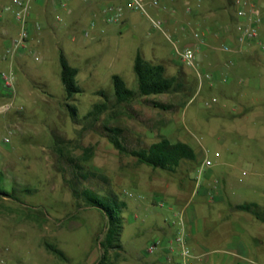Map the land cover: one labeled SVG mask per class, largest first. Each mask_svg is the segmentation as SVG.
<instances>
[{
    "label": "rangeland",
    "instance_id": "374dc122",
    "mask_svg": "<svg viewBox=\"0 0 264 264\" xmlns=\"http://www.w3.org/2000/svg\"><path fill=\"white\" fill-rule=\"evenodd\" d=\"M207 1L206 9L231 4L234 10L232 0ZM4 3L0 1V5ZM124 10V16L129 13L140 27L139 32L127 28L120 35L115 29L120 22L107 23L112 28L109 35L90 38L84 35L86 30L92 32L87 18L76 28H45L47 39L29 44L38 46L40 60L28 54L6 59L8 44L0 29V73L12 70L15 78L11 89L0 79V106L8 107L0 111V188L12 194H0V264H96L103 252L100 241L108 219L102 210L86 203L85 188L114 193L126 203L122 248L110 251L111 262L155 264V254L148 252V246L156 237L165 236L161 228L166 229L170 219L179 221V215L173 219L169 210L170 205L177 206L173 194L167 192L168 183L170 190L181 186L189 178L190 163L183 160L176 171L141 163L112 142L111 129L116 128L129 149L147 148L167 137L191 143L197 150L205 145L214 164L219 152L220 162L225 163L216 175L221 178L227 174L232 187L227 185L224 201L202 203L206 208L202 217L208 218L205 224L211 227L199 234L208 241L207 264H227L218 258H234L224 250L223 235L251 242L253 257L264 264L262 223L250 221L254 218L250 213L231 207L234 202L264 204V120L250 116L210 118L218 113L215 86L199 89L196 72L181 63L171 41L139 11L130 6ZM169 10L171 27L194 22L198 14L178 5ZM152 13L155 15V9ZM62 51L79 69L77 82L83 88L71 97L61 80ZM139 51L146 59L163 63L167 75L183 74L189 90L118 102L112 75L120 74L128 87L137 89L134 60ZM68 103L76 107L75 117ZM96 104H103V111L97 117L87 115ZM248 159L254 160L253 172L243 175ZM188 183L192 193L197 185L196 170ZM198 199L194 195L191 200L195 204ZM253 235L258 236L257 241ZM49 245L63 250L67 259L55 254ZM189 246L195 253L204 252L194 243ZM176 250L181 261L177 246ZM195 262L206 264L199 258Z\"/></svg>",
    "mask_w": 264,
    "mask_h": 264
},
{
    "label": "crops",
    "instance_id": "0c3cea01",
    "mask_svg": "<svg viewBox=\"0 0 264 264\" xmlns=\"http://www.w3.org/2000/svg\"><path fill=\"white\" fill-rule=\"evenodd\" d=\"M1 1V0H0ZM13 0H2V2H12ZM73 5L63 2L61 0H35L32 5L30 15V31L31 38L29 44L37 43L47 39L43 35L45 28L49 29H60L63 27L73 26L76 28L79 24L87 18L90 21L92 32L85 31L84 35L90 38H103L111 32L112 28L109 27V22L106 21L104 16V9L110 2H117L123 4L129 8V0H68ZM207 0H162L163 4L168 6H192L194 11H197L195 21H191V28L186 29V37L189 39L193 38V30L198 29L204 38L201 43L200 49L198 50V57L200 61V69L204 76L199 79V89H206L209 86H215L217 92L218 106L216 107L218 113L210 115V118H236V117H252L253 120H264V51L257 46H240L235 41V28L234 22L236 16L231 6H220V8H207L204 7ZM63 4V5H62ZM264 6V3H261ZM131 12L132 10L129 9ZM170 10H164L162 8L155 7V15L166 19H171L172 15ZM129 13L124 16L125 18L120 21L119 28H115L119 31L120 35L127 28L134 29L139 32L140 27L129 18ZM227 20V21H226ZM171 21V20H170ZM85 22V21H84ZM232 23V31L226 32V27H220L219 23ZM108 23V24H107ZM182 22L181 24H185ZM264 26V24H263ZM262 26V27H263ZM1 34L6 35L4 39L5 44H9L12 36L17 34V26L15 20L9 16L4 15L0 19ZM264 29V28H263ZM88 32V34H87ZM261 35L264 39V31L261 28ZM44 38V39H43ZM195 40V39H194ZM231 42L235 44L232 51L226 52L222 50V44L225 42ZM43 42V41H42ZM159 56H155V59H159ZM206 73H213L216 77V81L211 83L205 76ZM196 75V74H195ZM192 134L189 132V142L192 141ZM221 142L224 143L222 140ZM191 144V143H189ZM196 159L187 160L190 163V175L189 178L182 181L181 186H175L172 190L168 183L169 189L167 192L173 194L174 201L177 207L170 205V211H172V218L174 219L183 213V218L186 222L189 239L188 243H194L204 252L195 253L198 255L201 261L208 263L210 249L207 245V240H202L199 234L203 231L211 229L205 223L208 221L207 217H202L201 212L206 208L202 203L205 201L217 203L224 201L227 193V185L231 186V180L228 182V175L224 177H218L216 174L221 171V164L225 161L220 162V155L216 157L215 164L212 168L208 169L204 174L202 183L199 187L194 186L195 189L191 193V185L188 183L190 178H194L195 170L198 168V164L204 160L205 157L209 156L205 145L200 148H195ZM245 158V156H243ZM247 159V158H246ZM254 160L248 159L247 168H244L243 175L251 174L253 172L252 166ZM234 166L233 164H230ZM217 166V167H216ZM216 167V168H215ZM193 180V179H192ZM240 181H242L240 179ZM170 190V191H169ZM197 190V191H196ZM225 191V193H224ZM196 193V194H195ZM198 196L199 199L195 204L192 202V196ZM257 202V201H250ZM245 202H234L231 203V207L234 210L237 204ZM260 204L264 207V204ZM177 208V210L175 209ZM245 211V210H243ZM179 212V213H178ZM250 213L254 218L250 220L252 222L259 221V227H264V221L258 219L253 213ZM177 213V214H176ZM226 218V217H225ZM225 218H221L222 221ZM178 221L169 220L168 227L161 228L166 233L163 238H159L163 241L171 239L175 235L176 224ZM226 230H223L225 232ZM226 242L224 250L231 254L234 258L226 260L218 258L217 261L227 264H261V261L257 257L252 255L251 242L235 237H229L226 235L222 236ZM155 238V239H156ZM253 239L257 241L258 236L253 235ZM155 254V264L162 262L163 264H177V256L173 255L175 261H168L167 257L171 253L166 250L159 249ZM197 258V259H198ZM243 259V260H242ZM196 264V262H195Z\"/></svg>",
    "mask_w": 264,
    "mask_h": 264
},
{
    "label": "built area",
    "instance_id": "2783aa9c",
    "mask_svg": "<svg viewBox=\"0 0 264 264\" xmlns=\"http://www.w3.org/2000/svg\"><path fill=\"white\" fill-rule=\"evenodd\" d=\"M35 0H13L0 5V19L4 15H10L16 22L17 34L12 36L9 44L6 47L4 57L12 60L14 57H19L28 54L35 60H40L41 55L36 45L29 46L31 38L30 31V15L33 2ZM129 6L133 10L139 11L146 16L153 28L160 30L172 43L176 54L182 64L194 69L199 79L203 78L204 74L200 69V61L198 57V50L204 38L201 31L198 29L193 30V38L186 37V29H190L191 21L185 24H174L170 26L172 21L166 18L155 17L152 9L162 8L167 11L170 6L163 4L162 0H129ZM63 5V4H62ZM234 14L236 21L234 22L235 28V41L240 46H257L264 51V39L261 35V28L264 24V6L258 0H233ZM193 8L188 5L187 11L192 12ZM105 19L109 23H118L124 19L125 10L124 5L117 2H110L104 9ZM220 27H226L228 33L232 31V23H219ZM88 34V32H87ZM193 43L191 46L188 44ZM235 44L227 41L223 43L222 50L230 52L234 49ZM206 78L214 83L216 77L213 73H206ZM0 79L3 85L9 89L14 84V73L11 71H3L0 73ZM8 107L0 106V111L6 110ZM219 156V152H216ZM214 165V160L209 156L205 157L196 170L197 186L204 177L208 169ZM128 195H132L131 192ZM156 202L163 206L164 201L157 199ZM189 234L186 222L183 218V213H179L178 229L175 235L168 240H161L156 238L149 246L148 252L151 254L156 253L159 249L166 250L171 253L167 257L168 261H175L173 255L177 254L176 246L179 248V255L181 261L178 260L177 264H195V260L199 257L190 248Z\"/></svg>",
    "mask_w": 264,
    "mask_h": 264
},
{
    "label": "trees",
    "instance_id": "16d2710c",
    "mask_svg": "<svg viewBox=\"0 0 264 264\" xmlns=\"http://www.w3.org/2000/svg\"><path fill=\"white\" fill-rule=\"evenodd\" d=\"M60 62L62 66L61 80L68 97L81 93L83 88L77 82L79 69L70 64L63 51L60 54ZM134 71L137 78V89L128 87L120 74L114 73L112 75L115 96L118 102L130 101L138 96L186 91L190 87L187 85L183 74L167 75L166 66L163 63H154L146 59L140 51L136 54L134 60ZM156 105L163 106L160 102H156ZM68 106H70L71 114L75 117L77 115L76 107L69 103ZM102 106L103 104H96L94 109L89 111L87 115L97 117L103 111ZM111 130L114 133L111 138L112 142L119 150L130 153L139 162L146 163L154 168L176 171L183 160L196 159L195 149L188 142L172 141L167 137H162L147 148L129 149L119 138L120 129ZM82 193L85 196L86 203L102 210L108 219L105 236L100 241L103 252L96 264H114L110 260L109 253L111 250L122 248L120 240L123 222L122 211L126 203L114 193L100 194L90 188H85ZM0 194L12 197L11 193L2 188H0ZM235 208L249 211L258 219L264 221V207L257 202L237 204ZM49 248L59 257L67 259L65 252L60 248L53 245H49Z\"/></svg>",
    "mask_w": 264,
    "mask_h": 264
},
{
    "label": "water",
    "instance_id": "95a60500",
    "mask_svg": "<svg viewBox=\"0 0 264 264\" xmlns=\"http://www.w3.org/2000/svg\"><path fill=\"white\" fill-rule=\"evenodd\" d=\"M191 45H193V43H190V44H188L187 46H191Z\"/></svg>",
    "mask_w": 264,
    "mask_h": 264
}]
</instances>
